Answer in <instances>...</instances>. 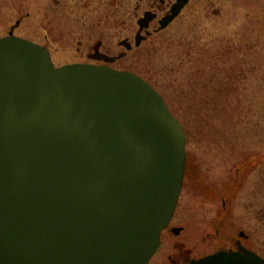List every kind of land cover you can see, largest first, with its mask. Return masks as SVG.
I'll return each mask as SVG.
<instances>
[{
    "label": "water",
    "instance_id": "95a60500",
    "mask_svg": "<svg viewBox=\"0 0 264 264\" xmlns=\"http://www.w3.org/2000/svg\"><path fill=\"white\" fill-rule=\"evenodd\" d=\"M185 143L141 77L55 67L46 47L0 38V264H149L179 198ZM194 264L264 260L221 252Z\"/></svg>",
    "mask_w": 264,
    "mask_h": 264
},
{
    "label": "rangeland",
    "instance_id": "374dc122",
    "mask_svg": "<svg viewBox=\"0 0 264 264\" xmlns=\"http://www.w3.org/2000/svg\"><path fill=\"white\" fill-rule=\"evenodd\" d=\"M148 1L0 0V38L14 28L46 46L56 67L88 61L99 41L118 56ZM111 67L148 81L184 128L197 176L187 177L173 224L188 226L196 255L227 240L213 224L224 199L229 212L219 221L250 230L264 256V0H191ZM170 236L162 234V252L177 254Z\"/></svg>",
    "mask_w": 264,
    "mask_h": 264
},
{
    "label": "flooded vegetation",
    "instance_id": "af4514ba",
    "mask_svg": "<svg viewBox=\"0 0 264 264\" xmlns=\"http://www.w3.org/2000/svg\"><path fill=\"white\" fill-rule=\"evenodd\" d=\"M190 1L191 0L187 1L186 5H184V7L180 10L176 18L171 23H169L164 29L168 28L171 24L175 22L177 17L190 4ZM176 5H177V0H150V2L148 1V3L146 4L147 9L143 11L142 15L137 16L136 19L137 30L132 33L130 38L127 37L118 42L119 46L125 50L124 52L118 55L119 58L124 57L126 53L130 52L134 47H139L144 41L152 37L155 33L162 31L159 30L160 21L162 20V18L170 14L171 9ZM138 39H141V42L139 45H136ZM103 46L104 45L102 42L100 41L96 42V45L92 47L93 50L87 53L88 61L83 63L111 66L112 63L107 64L106 61L111 60V58H115L117 56H111L101 51ZM128 47L131 49L127 50ZM192 161L193 160L190 158V156H188L185 173H184L182 190L185 186V181H187L186 180L187 177L197 176V170H196L197 165H195ZM181 195H182V191H181ZM222 209L223 212H221V214L222 213L227 214L229 212L227 201L224 199L222 200ZM221 214H218L219 217L216 216L218 219L215 218L213 220V224L216 225L219 224L218 225L219 229L216 228V230L214 231L216 232V234H219V237H221L222 240L224 238H227V240H224L223 243H220V245L216 250H213V252L204 253L200 256H197L195 253V248L192 247V245L190 246L189 244L191 240L190 235L192 234V232L188 229L187 225L184 226L174 225L173 224L174 222L173 220L175 217L174 214L168 227L162 232V234L165 231H169L171 235L170 236L171 238H169V240L173 243V246L178 250V253L164 254L162 252L163 244H162V235H161V244L150 262L152 264H192V262L195 260L214 254L219 251H224V252L234 251V252L243 253L244 249L248 251H252L264 259V256L260 252L252 248V236H251L252 232L250 230H249L250 232L247 231V228H242V229L236 228L234 230L227 228L229 227L227 223L219 221V218H221L220 217ZM228 230L231 231L229 232L228 236H225ZM221 231H222V235H220ZM174 237L180 238V240L182 238V240L174 241L173 240ZM161 253H163L164 255L163 256L160 255ZM156 257H159L160 259L153 261L154 258Z\"/></svg>",
    "mask_w": 264,
    "mask_h": 264
}]
</instances>
